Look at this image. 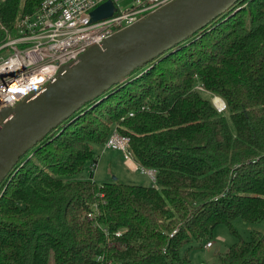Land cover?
Masks as SVG:
<instances>
[{"label":"trees","instance_id":"16d2710c","mask_svg":"<svg viewBox=\"0 0 264 264\" xmlns=\"http://www.w3.org/2000/svg\"><path fill=\"white\" fill-rule=\"evenodd\" d=\"M43 1L0 0V38ZM114 133L156 186L93 181L92 144ZM237 219L264 220V0H239L30 149L0 184V264H191L187 246L221 224L238 241L218 264H264V234L244 240Z\"/></svg>","mask_w":264,"mask_h":264},{"label":"water","instance_id":"95a60500","mask_svg":"<svg viewBox=\"0 0 264 264\" xmlns=\"http://www.w3.org/2000/svg\"><path fill=\"white\" fill-rule=\"evenodd\" d=\"M239 0H173L88 47L61 66L54 80L14 108L0 111V184L19 160L82 107L122 83L208 26ZM115 10L107 1L91 12L94 21ZM224 108H225V103Z\"/></svg>","mask_w":264,"mask_h":264},{"label":"built area","instance_id":"2783aa9c","mask_svg":"<svg viewBox=\"0 0 264 264\" xmlns=\"http://www.w3.org/2000/svg\"><path fill=\"white\" fill-rule=\"evenodd\" d=\"M107 1L114 4L113 14L94 21L91 12ZM120 1L44 0L33 13L19 19L14 33L3 28L4 37L0 38V111L14 108L41 90L54 80L61 66L76 60L88 47L101 45L108 37L173 0H131L128 7H122ZM196 88L203 90L201 83ZM128 143L129 138L114 133L105 145L108 149L121 151L129 165L133 159ZM212 246L208 242L205 248Z\"/></svg>","mask_w":264,"mask_h":264},{"label":"rangeland","instance_id":"374dc122","mask_svg":"<svg viewBox=\"0 0 264 264\" xmlns=\"http://www.w3.org/2000/svg\"><path fill=\"white\" fill-rule=\"evenodd\" d=\"M120 4L122 7H128L131 0H122ZM202 95L207 99L211 97L206 91H202ZM211 100L218 110L222 111V107L215 104V98ZM92 148L97 158V165L93 170V181L96 183L119 182L129 185H157L154 173L140 166L137 170H132L130 165L126 164L124 154L121 151L108 149L105 144H92ZM89 173L90 169L86 166L80 174L72 179H88ZM233 228L244 240L248 241L250 233L253 231L264 234V220L248 223L242 219H237L233 222ZM209 240L213 244L209 249L204 247L205 243H193L187 246L186 250H188L191 264H218L217 253H224L238 241V236L233 234L227 225L221 224L215 228Z\"/></svg>","mask_w":264,"mask_h":264},{"label":"bare ground","instance_id":"6f19581e","mask_svg":"<svg viewBox=\"0 0 264 264\" xmlns=\"http://www.w3.org/2000/svg\"><path fill=\"white\" fill-rule=\"evenodd\" d=\"M214 102H215V104H216L217 106L223 108L224 104H223V100H222V99H220L219 97H218V98L216 97L215 100H214Z\"/></svg>","mask_w":264,"mask_h":264},{"label":"crops","instance_id":"0c3cea01","mask_svg":"<svg viewBox=\"0 0 264 264\" xmlns=\"http://www.w3.org/2000/svg\"><path fill=\"white\" fill-rule=\"evenodd\" d=\"M96 165H97V164H96ZM129 165H130V168H131L132 170H134L135 167H137V168L139 167V165H138L134 160H132V161L130 162ZM154 179H155V178H154Z\"/></svg>","mask_w":264,"mask_h":264}]
</instances>
